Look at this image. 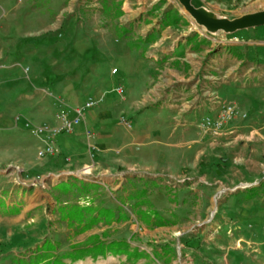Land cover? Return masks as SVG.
<instances>
[{"label": "rangeland", "instance_id": "rangeland-1", "mask_svg": "<svg viewBox=\"0 0 264 264\" xmlns=\"http://www.w3.org/2000/svg\"><path fill=\"white\" fill-rule=\"evenodd\" d=\"M17 1L27 2L38 10L37 17L44 19H36L44 31L32 39L42 37L47 44L58 37L62 55L57 67H64L69 55L75 56L78 68L86 61L111 63L110 55H139L141 67L149 72L143 79L147 97L142 110L163 106L171 84L181 81L189 89L198 85L203 100L210 98L205 89L217 85L218 73L210 67L214 50L200 55V43H212L206 42L207 38L238 36L247 49L255 46L252 49L256 53L264 51V25L234 33L212 32L198 24L179 0H61L53 7L50 0ZM193 4L228 19L264 11V0H193ZM136 8L141 12L134 18L129 16L128 12ZM68 36L74 44L65 46ZM249 41H258V45ZM15 47L20 45H9L1 52L0 45V55L19 52ZM242 49L226 46V52L240 60L236 71L252 62H241L246 55L237 54ZM186 54L189 60L184 59ZM114 67H110L111 73ZM235 83L225 87L220 83L225 88L220 111L233 104L237 113L219 127L213 120L220 111L216 116H203L200 129H190L187 138L180 140L189 144V165L173 178H162L163 183L135 179L119 188L105 183L90 187L84 182L94 174L90 163L77 173L84 181L57 188L46 170H30L18 162L1 163L0 170L10 184L5 190L0 187V202L11 209L0 211V263L14 264L15 257L30 256L50 239L57 243L56 253L60 255L93 240L128 242L129 252L118 254L126 255V260L108 254L110 258L93 257L92 264H264V107L243 109L240 99L229 97L231 89L239 86L234 87ZM256 83L251 87H257L264 96V85ZM240 102L247 105L249 100ZM180 150L173 148V157ZM251 191L256 196L247 199L245 195ZM82 197L91 198L90 206L78 203ZM119 197L124 203L120 212L105 207L110 199ZM72 207L92 212L70 218ZM107 209L111 213L103 215L102 210ZM16 232L23 234L24 244L16 243ZM116 237L120 240L107 241ZM190 237L196 242L192 251L183 246ZM40 241L41 245L36 244ZM135 251L142 256L129 257ZM12 253L17 254L11 257Z\"/></svg>", "mask_w": 264, "mask_h": 264}, {"label": "crops", "instance_id": "crops-1", "mask_svg": "<svg viewBox=\"0 0 264 264\" xmlns=\"http://www.w3.org/2000/svg\"><path fill=\"white\" fill-rule=\"evenodd\" d=\"M50 1L53 7L61 0ZM140 10L133 9L128 12L129 16L136 17ZM37 11L27 2L0 0L1 52L9 45H20V48L15 47V51L21 52L0 55V164L18 162L30 170H46L49 181L57 185V188H61L60 185L64 183L74 185L83 180L78 178L77 173L90 163L93 164L94 174L86 181L83 180L89 182L90 187H100V184L105 183L119 188L124 187L125 182L135 179L158 180L163 183L162 178H173L174 174H179L189 165V144L180 140L187 138L190 129H200L199 121L203 116L218 114L224 97L222 91L225 88L222 87L232 86L235 80L234 87L239 86L235 90L231 89L230 98L240 99L238 101L243 109H255L257 105L264 107V96L258 93L257 87H251V83L256 81L264 85V51L256 53L252 49L255 46L247 49L242 44L245 41L238 36L207 38L206 42L212 40L210 45L200 43V55H207L210 50H214L212 55H215L210 67L217 71L218 82L213 88L205 89L206 94H211L210 98L203 100L198 94V85L189 89L188 84L181 81L174 86L171 84L163 106L153 105L142 110L141 105L147 97L144 94L143 79L149 72L141 67L139 55H110L111 63L102 60L86 61L79 68L75 56L69 55L68 63L64 67H57L56 63L62 55L58 37H53L47 44L45 38L40 37L37 41L32 39L34 34L44 31L41 29L43 24L40 27L37 25L36 19L44 20L37 17ZM66 41L65 46L68 43L74 44L69 36ZM252 44L258 45V41ZM229 45L244 48L237 55H246L241 62L252 59L249 67L245 64L240 71L235 70L240 60L226 52V46ZM152 56L159 58L157 55ZM184 59L189 60V55L186 54ZM25 66L29 69L25 70ZM111 66L117 68L116 73H113L114 68L111 73ZM120 84L124 85V94L117 91ZM91 96L102 101L87 109L81 125L74 132L54 138L53 143L58 150L56 154L40 156L39 151L47 141L37 135L34 129L27 127L26 121L56 124L59 98L62 97L68 107H76ZM241 100L249 102L242 105ZM123 116L127 122L121 121ZM86 129L91 134H87ZM93 146L96 147L95 158H92ZM176 147L181 150L176 153L177 157H173V148ZM4 176L0 170V187L3 190L7 189L6 185L10 182ZM119 198L110 199L105 207L120 212L124 203L123 197ZM10 209L0 202V211L8 212ZM22 235L19 232L13 235L16 243L24 244ZM111 240L120 239L107 238L108 242ZM184 243L187 249L196 244L193 237ZM198 250L202 251L200 248ZM14 254L17 253L10 256ZM116 256L121 257V260L127 258L126 255ZM107 257L110 258L109 255ZM93 260L92 256H87L75 262L69 259L64 262L92 264Z\"/></svg>", "mask_w": 264, "mask_h": 264}, {"label": "built area", "instance_id": "built-area-1", "mask_svg": "<svg viewBox=\"0 0 264 264\" xmlns=\"http://www.w3.org/2000/svg\"><path fill=\"white\" fill-rule=\"evenodd\" d=\"M237 39V37H235ZM117 72V68L113 69V73ZM117 91L120 94H124V85L120 84L117 87ZM102 99L89 97L82 105L76 107H68L64 100L58 99L57 103L59 109L56 113V124H51L49 122H42L39 124L32 123L31 121H26L25 125L34 129L37 135L43 137L47 143L43 149L39 151L40 156L53 155L58 152L56 146L53 143L54 138L58 135L65 133L74 132L82 123L87 109L95 107L98 105ZM237 113L236 107L233 104L226 105L218 114V117L213 120V124L219 127L223 122L232 118ZM122 120L127 122V120L122 117ZM207 123H211L210 118H207ZM87 134H91V131L86 129ZM96 147H92V158H95ZM82 175H85L82 173Z\"/></svg>", "mask_w": 264, "mask_h": 264}, {"label": "trees", "instance_id": "trees-1", "mask_svg": "<svg viewBox=\"0 0 264 264\" xmlns=\"http://www.w3.org/2000/svg\"><path fill=\"white\" fill-rule=\"evenodd\" d=\"M68 186V185H67ZM247 199H251L256 196V193L251 191L247 193ZM86 212L91 213V209H79L78 207H72L71 211H69L70 218H82ZM103 215L107 213H111L110 210H102ZM94 217L91 218V221ZM166 221H160V223H165ZM58 250V245L56 242L46 239L43 244L37 247L34 252L30 256L25 257H15L12 262L14 264H66L64 262L65 259H69L72 262L83 259L87 256H92L97 258L99 256H107L108 254L118 255L129 252V245L126 241H112L109 243L93 240L84 245L76 246L72 251L58 254L56 251ZM142 256V253H138L135 251L134 253H129V257Z\"/></svg>", "mask_w": 264, "mask_h": 264}, {"label": "water", "instance_id": "water-1", "mask_svg": "<svg viewBox=\"0 0 264 264\" xmlns=\"http://www.w3.org/2000/svg\"><path fill=\"white\" fill-rule=\"evenodd\" d=\"M179 1L198 24L212 32L224 31L226 33H234L247 27L264 25V11L249 13L234 19H228L209 14L203 7L195 6L193 0Z\"/></svg>", "mask_w": 264, "mask_h": 264}, {"label": "clouds", "instance_id": "clouds-1", "mask_svg": "<svg viewBox=\"0 0 264 264\" xmlns=\"http://www.w3.org/2000/svg\"><path fill=\"white\" fill-rule=\"evenodd\" d=\"M78 203L82 206H90L91 204V198L90 197H82L80 198V200L78 201Z\"/></svg>", "mask_w": 264, "mask_h": 264}]
</instances>
